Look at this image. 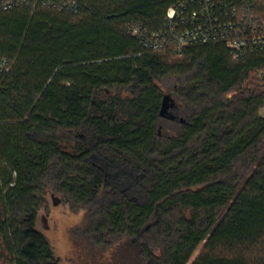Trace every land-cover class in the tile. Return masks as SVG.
<instances>
[{"label":"trees","instance_id":"obj_1","mask_svg":"<svg viewBox=\"0 0 264 264\" xmlns=\"http://www.w3.org/2000/svg\"><path fill=\"white\" fill-rule=\"evenodd\" d=\"M78 1L0 14V260L60 264L36 224L52 194L85 211L86 262L264 264V51L149 52L127 24L158 32L178 0Z\"/></svg>","mask_w":264,"mask_h":264},{"label":"built area","instance_id":"obj_2","mask_svg":"<svg viewBox=\"0 0 264 264\" xmlns=\"http://www.w3.org/2000/svg\"><path fill=\"white\" fill-rule=\"evenodd\" d=\"M20 8L80 12L78 0H0V14ZM127 29L149 52L181 55L191 46L224 43L238 61L264 51V0H178L168 8L160 31L135 20ZM11 69L12 63L0 56V72ZM258 72L264 79V67Z\"/></svg>","mask_w":264,"mask_h":264},{"label":"rangeland","instance_id":"obj_3","mask_svg":"<svg viewBox=\"0 0 264 264\" xmlns=\"http://www.w3.org/2000/svg\"><path fill=\"white\" fill-rule=\"evenodd\" d=\"M110 178L115 184H124V178L116 168L107 166ZM47 205L43 207L37 218V228L42 231L49 239L56 257L60 264H107L109 254L105 257H94L87 253V262L85 254L77 252L71 239L70 231L72 228L81 226L86 221L85 211L73 212L69 204L58 196L49 194ZM204 247L202 243L194 253L190 263L196 259ZM263 253V250H253L252 253ZM0 264H11L1 259Z\"/></svg>","mask_w":264,"mask_h":264},{"label":"water","instance_id":"obj_4","mask_svg":"<svg viewBox=\"0 0 264 264\" xmlns=\"http://www.w3.org/2000/svg\"><path fill=\"white\" fill-rule=\"evenodd\" d=\"M174 105V99L171 95L167 94L163 98L160 115L165 118L174 119L175 115L171 112V108Z\"/></svg>","mask_w":264,"mask_h":264}]
</instances>
